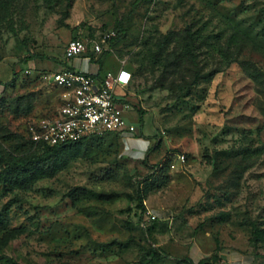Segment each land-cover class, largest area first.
Wrapping results in <instances>:
<instances>
[{"label":"rangeland","instance_id":"1","mask_svg":"<svg viewBox=\"0 0 264 264\" xmlns=\"http://www.w3.org/2000/svg\"><path fill=\"white\" fill-rule=\"evenodd\" d=\"M111 31L69 66L118 77L129 127L0 183V264H264V0H0V169L56 107L39 79L67 42Z\"/></svg>","mask_w":264,"mask_h":264},{"label":"built area","instance_id":"2","mask_svg":"<svg viewBox=\"0 0 264 264\" xmlns=\"http://www.w3.org/2000/svg\"><path fill=\"white\" fill-rule=\"evenodd\" d=\"M113 37L115 32L111 31L98 39H70L61 68L41 76L43 85L58 90V101L50 116L29 121L27 135L33 143L65 145L89 135L121 132L129 127V103L115 92L118 77L111 71L82 72L69 66L70 59L84 56L89 48L95 54L101 53Z\"/></svg>","mask_w":264,"mask_h":264},{"label":"trees","instance_id":"3","mask_svg":"<svg viewBox=\"0 0 264 264\" xmlns=\"http://www.w3.org/2000/svg\"><path fill=\"white\" fill-rule=\"evenodd\" d=\"M74 38H80V37H74ZM72 38V39H74ZM111 40V39H110ZM88 51V50H87ZM93 52V51H92ZM87 53V52H86ZM94 53V52H93ZM90 56V55H88ZM34 57V56H33ZM92 58V57H91ZM15 82H16V74L13 73V77L12 79L8 82V83H3L4 89L11 86L14 87L15 86ZM39 83H41V80L39 79ZM32 95H27V96H21L19 97L16 101H15V106L13 107V111H15L16 113L18 112H24L26 111L27 108L29 107H23V105L28 101V99L31 98ZM25 99V102H21L22 100ZM12 101H14V99H6V97H4L3 95L0 96V106L4 105V104H10L12 103ZM58 101V99H57ZM127 103H129V100L126 99L125 100ZM139 113H142V110L140 108H138ZM31 120H35V119H31ZM30 120V121H31ZM38 120V119H37ZM36 121V120H35ZM140 122H141V117H140ZM26 137H27V143H28V154L25 156H21V157H11L8 160H6L4 162V164L2 165L1 169H0V183H11V182H21L23 183L24 179H25V175L27 174V171L29 170V165L36 161H44L47 158H49V156L53 155L56 151L68 148V147H73L78 145L79 143L83 142L84 140H86L87 138L94 136V135H89L84 137L83 139L71 143V144H65V145H58V146H47V145H42V144H35L33 143L28 135H27V128H26ZM219 155L221 156H217L215 155L213 157V159L216 162V159H220V158H232L234 155L231 153V151H222L219 153ZM218 169V167H216V165L214 166V172H216ZM153 184V183H151ZM159 185L157 184L155 187H158ZM87 194H85V196H90V197H97L100 198L102 197L101 194L99 193H94L91 190H86L85 191ZM79 194H83V193H78ZM83 194V195H84ZM142 198L139 196V202H141ZM147 255L149 256H153V257H160L161 255L154 250H151L147 253ZM188 264H193L191 262L190 259H187ZM198 264H211L209 262L208 259H202L198 262Z\"/></svg>","mask_w":264,"mask_h":264},{"label":"crops","instance_id":"4","mask_svg":"<svg viewBox=\"0 0 264 264\" xmlns=\"http://www.w3.org/2000/svg\"><path fill=\"white\" fill-rule=\"evenodd\" d=\"M62 66V65H61ZM95 71H99V69L98 68H95L94 70H90L89 72H95ZM106 72V71H105ZM104 72V73H105ZM102 73V72H101ZM115 92H116V94L119 96V97H122L124 100H126V98L122 95V94H120V93H118L117 91H116V89H115Z\"/></svg>","mask_w":264,"mask_h":264}]
</instances>
